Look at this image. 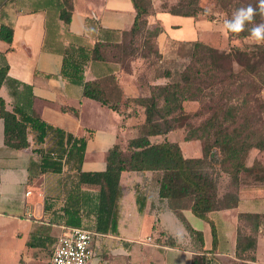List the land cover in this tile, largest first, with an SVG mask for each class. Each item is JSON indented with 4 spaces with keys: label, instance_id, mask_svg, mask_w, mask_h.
Returning <instances> with one entry per match:
<instances>
[{
    "label": "crops",
    "instance_id": "0c3cea01",
    "mask_svg": "<svg viewBox=\"0 0 264 264\" xmlns=\"http://www.w3.org/2000/svg\"><path fill=\"white\" fill-rule=\"evenodd\" d=\"M72 5L67 23L61 17L64 0H0V32L2 26L13 30L12 42L0 37V67H9L0 94L7 110L19 109L86 138L81 170L102 172L115 145L130 153L129 140L141 134L133 127L134 120L144 116H133L131 109H121L123 114L86 97L83 83L62 74L65 51L73 46L89 49L97 42L120 43L123 33L132 29L137 10L133 0H72ZM149 23L160 25V43L196 41L200 36L196 17L161 11L150 16ZM83 78L112 79L123 100L125 95L149 94L136 72L126 73L116 60L89 61ZM63 107L76 109L77 114ZM38 135L30 127L29 147L10 148L0 118V264H48L66 227L78 223L94 229L97 223L100 186L78 183L75 160L64 164L61 173H42L44 155L57 147L52 131L43 142ZM201 156L202 149L193 157ZM251 156L249 166L258 157L261 172L250 182L236 184L240 200L235 206L212 211L207 219L190 208L183 210L189 224L203 233V243L191 236L169 201L160 196L161 172L124 170L117 232L96 231L88 264H192L204 253L215 264H264V151ZM241 215L259 218L243 221ZM193 216L205 225H197ZM240 231L256 237V248L249 250L255 260L238 255Z\"/></svg>",
    "mask_w": 264,
    "mask_h": 264
},
{
    "label": "trees",
    "instance_id": "16d2710c",
    "mask_svg": "<svg viewBox=\"0 0 264 264\" xmlns=\"http://www.w3.org/2000/svg\"><path fill=\"white\" fill-rule=\"evenodd\" d=\"M137 15L130 31L123 33L120 43L97 42L87 49L80 46L65 51L62 74L84 85V95L97 100L109 108L120 111V105L131 109L133 116H144V125L139 136L129 140V154H124L120 145H115L107 155V169L102 172H83L87 139L77 138L62 129L54 128L33 114H25L17 109L9 111L5 99L0 94V118L5 121V143L13 149L29 147V128L38 131V141L43 142L49 132L56 138V149L43 157L42 173L63 172L64 164L71 160L78 162V183L100 186L98 197L97 223L93 231L115 233L118 228L121 174L124 170L158 171L160 196L169 201L171 208L185 223L191 236L203 243V233L195 230L187 221L183 210L190 208L195 215L207 219L210 212L235 206L239 202L236 193L221 196L218 179L207 168L232 177L239 183L244 172L259 176L261 161L254 158L249 166L253 151H264V101L262 87L257 77L264 78V44H249L245 47L234 46L230 52H221L201 41H189L190 56L194 64L187 67L181 81L155 87L149 94L142 96L125 95L119 87L113 90L111 82L102 79L86 81L83 70L89 61L117 60L114 51L124 44L128 35L139 34L149 24L148 0H133ZM190 2L189 4H193ZM73 10L72 0H64L61 17L69 23ZM174 15L198 17L203 9L199 6L167 11ZM264 21V16L256 15L253 24ZM161 29H156L159 34ZM228 33L230 39H244L249 36L245 31L239 34ZM0 37L12 42L13 30L2 26ZM236 61L238 67L231 66ZM119 62V61H118ZM230 65V67L228 66ZM8 65L0 67V92L8 78ZM112 86V89L110 87ZM117 92V93H115ZM119 97V98H118ZM185 100H198L203 110L209 113L202 125L188 131L187 141H201L202 156L187 157L178 142L159 140L174 129L173 121L178 111H184ZM134 102V103H133ZM130 103L133 106H130ZM63 111L76 109L63 107ZM121 113H126L123 111ZM219 167V170L217 169ZM253 222L259 217L241 215ZM79 227L78 223L73 224ZM257 245L256 237L239 232L238 255L255 260L249 252ZM192 264H215L204 253L201 259Z\"/></svg>",
    "mask_w": 264,
    "mask_h": 264
},
{
    "label": "rangeland",
    "instance_id": "374dc122",
    "mask_svg": "<svg viewBox=\"0 0 264 264\" xmlns=\"http://www.w3.org/2000/svg\"><path fill=\"white\" fill-rule=\"evenodd\" d=\"M147 9L150 16L156 12L170 11L199 6L203 9L198 17L199 38L196 41L218 49L221 52H230L234 46L245 47L254 42L250 37L244 39H230L227 31L223 28L225 19L231 18L232 13L244 6L252 4L257 6L258 0H148ZM189 4L190 2H194ZM149 16V18H150ZM264 22V21H262ZM261 22V23H262ZM161 29L159 24H147L137 35H128L121 47L113 50L117 60L121 63L126 73L136 72L137 79L145 92H151L157 86H163L167 83H177L181 81L182 75L191 64H194L190 56L191 45L189 41L162 40L158 42L155 34L156 29ZM178 34V33H177ZM231 66L237 68L238 64L233 61ZM230 67V65H228ZM264 69V64L262 65ZM136 79V80H137ZM259 85L262 87L261 97L264 101V78L257 77ZM113 82V81H112ZM113 90L117 91V86L113 85ZM112 86L110 89H112ZM117 93V92H115ZM119 98V97H118ZM123 99L119 100L122 102ZM134 103V102H133ZM130 106L133 104L130 103ZM119 109H126L120 105ZM184 111H178L176 119L173 121L174 129L164 138L178 141L182 144L185 155L193 157L198 155L202 149L201 141L194 139L187 141L185 139L188 131H194L203 124L209 116L206 110H203V104L198 100H185L183 102ZM134 128L142 132L144 118L140 117L134 120ZM159 138V139H164ZM126 147V146H125ZM127 155V154H126ZM252 162V160H251ZM261 164V163H260ZM219 170V167L217 166ZM208 172L218 179V188L221 196L227 193H235L236 181L232 177L221 172H215L211 167ZM255 174L244 172L241 180L245 183L250 182ZM198 221L199 226L205 225L203 219L193 216ZM208 239H211L208 238ZM209 241V240H208Z\"/></svg>",
    "mask_w": 264,
    "mask_h": 264
},
{
    "label": "built area",
    "instance_id": "2783aa9c",
    "mask_svg": "<svg viewBox=\"0 0 264 264\" xmlns=\"http://www.w3.org/2000/svg\"><path fill=\"white\" fill-rule=\"evenodd\" d=\"M97 232L82 227H66L55 245L48 264H88L94 255Z\"/></svg>",
    "mask_w": 264,
    "mask_h": 264
},
{
    "label": "clouds",
    "instance_id": "9594fccd",
    "mask_svg": "<svg viewBox=\"0 0 264 264\" xmlns=\"http://www.w3.org/2000/svg\"><path fill=\"white\" fill-rule=\"evenodd\" d=\"M258 14L264 16V0H258L256 7L249 4L246 7L242 6L236 9L231 18L224 20L223 28L233 34L248 31L255 44H264V22L254 24L250 29L247 28L248 24H253Z\"/></svg>",
    "mask_w": 264,
    "mask_h": 264
}]
</instances>
